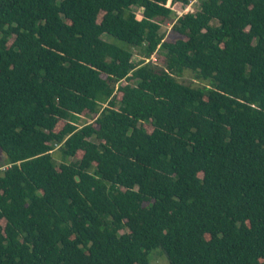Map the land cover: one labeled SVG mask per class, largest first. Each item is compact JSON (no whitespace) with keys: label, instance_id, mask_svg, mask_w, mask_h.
<instances>
[{"label":"trees","instance_id":"16d2710c","mask_svg":"<svg viewBox=\"0 0 264 264\" xmlns=\"http://www.w3.org/2000/svg\"><path fill=\"white\" fill-rule=\"evenodd\" d=\"M192 1L0 0V264H264V0Z\"/></svg>","mask_w":264,"mask_h":264},{"label":"rangeland","instance_id":"374dc122","mask_svg":"<svg viewBox=\"0 0 264 264\" xmlns=\"http://www.w3.org/2000/svg\"><path fill=\"white\" fill-rule=\"evenodd\" d=\"M197 7H198V4H193L191 6L188 5L186 7L185 6L179 7L178 5H176V6H174V8H175L174 16H172L170 19H167V20H162V19L158 20V22L160 23V26H161V33L164 34V40L165 41H173L179 37V35H177L172 29V25H173L174 21L176 20V17H179L184 13L185 14L186 13H195L198 9ZM133 10H134L137 18L140 19L141 18V10H138L136 8H133ZM102 38L105 41H115L111 37L105 36V35L102 36ZM131 52L133 54V56H132L133 63H135V64L139 63L143 59L142 58L143 54H142L141 49L132 48ZM148 61L157 68L162 69L165 67L164 58L158 53H155L151 58L146 59V62H148ZM175 78L177 79L178 82L183 83V85H185V86L202 87V86L208 85V83L206 81L197 80L195 78V76L191 72H188V71L182 72V74L180 76H177ZM121 84H125V82H121ZM115 94H114L115 97L117 99H119L120 96L118 95L117 90H116ZM86 119H88V118H82L81 121L85 122ZM89 123H92V121L89 120ZM144 125L150 131L148 124L145 123ZM52 157L57 162V164L60 163L59 162L60 158H59V155L56 151L53 152ZM3 161H4V158H3V156H1L0 157V165L3 164ZM148 258H149L151 264H170L167 257L164 255V253L162 252V250L160 248L151 251L148 255Z\"/></svg>","mask_w":264,"mask_h":264},{"label":"built area","instance_id":"2783aa9c","mask_svg":"<svg viewBox=\"0 0 264 264\" xmlns=\"http://www.w3.org/2000/svg\"><path fill=\"white\" fill-rule=\"evenodd\" d=\"M199 1H200V0H193L191 3H189V5L191 6V5H193V4H198ZM4 167H6V166H2V167H0V169L2 170Z\"/></svg>","mask_w":264,"mask_h":264}]
</instances>
